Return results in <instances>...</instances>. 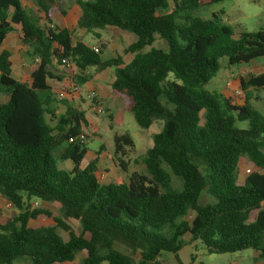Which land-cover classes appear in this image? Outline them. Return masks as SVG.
Wrapping results in <instances>:
<instances>
[{
    "label": "trees",
    "instance_id": "obj_1",
    "mask_svg": "<svg viewBox=\"0 0 264 264\" xmlns=\"http://www.w3.org/2000/svg\"><path fill=\"white\" fill-rule=\"evenodd\" d=\"M62 1L33 0L44 16L41 25L21 0H0V94L7 97L0 103V194L20 211L0 221V264H70L78 255L77 264H150L161 253L182 264L177 253L186 234L209 254L252 249L264 260V113L250 104L251 91L264 89V73L241 74L243 94L237 98L205 89L219 59L232 66L263 58L264 31L235 37L216 14L207 20L191 15L224 0H65L80 11L77 29L97 38L96 31L108 28L136 37L124 49L134 54L129 63L120 57L102 61L104 46L93 52L55 21L70 8L64 3L59 9ZM10 33L38 59L27 82L13 77L12 54L1 48ZM156 37L165 49L151 47ZM145 47L150 50L142 53ZM65 58L80 92L88 68H113L110 88L124 112L141 129L162 122L139 160L144 171L130 172L124 161L134 147L127 133L114 135L112 157L125 178L103 184L94 162L81 168L83 112L63 98L58 101L66 102L65 110L58 115L49 86ZM241 122L245 129L238 128ZM56 149L60 160L72 164L70 171L57 166L51 154ZM242 166L249 172L240 182ZM203 193L207 202L200 203ZM32 199L59 204L81 232L47 211L29 210L24 200ZM189 209L195 215L187 223L182 218ZM41 215L52 217L53 224L31 226ZM115 243L139 253V260L114 249Z\"/></svg>",
    "mask_w": 264,
    "mask_h": 264
},
{
    "label": "rangeland",
    "instance_id": "obj_2",
    "mask_svg": "<svg viewBox=\"0 0 264 264\" xmlns=\"http://www.w3.org/2000/svg\"><path fill=\"white\" fill-rule=\"evenodd\" d=\"M23 3L26 6V11L30 16L36 18L40 24H44V20L36 12V5L33 0H23ZM70 7L74 5L72 2ZM159 14V13H158ZM161 14V13H160ZM159 14V15H160ZM212 14H216L218 20L222 24L227 25L233 32V35L236 37L239 32H257L264 31V0H224L221 2L213 3L208 6H204L197 11L193 12L192 17H199L201 19H211ZM69 28L72 29L73 40L80 41L85 44H94L97 42L96 37L92 33H87L86 31H81L77 27L71 25ZM100 34L101 38L107 43L111 44L113 41L123 42V45H126L129 40L133 37L130 33H119L114 29L108 28L103 31H96ZM16 37L15 35H10L6 41L3 43L4 47L13 52V63L19 62L20 59L17 56H22L24 53L17 52L16 47ZM151 47L165 49V43L159 39L155 38ZM150 50V47H145L142 50V53H147ZM16 55V56H15ZM25 60H29L27 56H24ZM115 58L111 48L106 47L102 50L100 54V59L102 61ZM20 63V62H19ZM219 69L215 77H213L209 83L205 86V89L209 92H218L222 93L228 82L237 81V78L243 73H251L253 75H258L264 73V57L256 59L253 63L248 65H228L226 58H221L218 61ZM109 71L110 77H114V69L110 68ZM13 73H15L13 69ZM172 76L169 75L168 80H172ZM235 81V85L238 86V81ZM97 83H101L98 80ZM61 93L60 97L66 98L64 92ZM85 96V94H84ZM227 96V95H226ZM59 97V96H58ZM113 98V97H111ZM6 97L0 94V103L5 101ZM264 89L258 91H251L250 104L257 111L264 113ZM235 101L240 104L241 101L235 99ZM79 103L86 102L78 100ZM89 102V101H88ZM82 107L84 124L82 125L86 136L88 137L85 140L86 143V154L81 162V168H84L90 162H94L95 175L99 181L103 184L115 181L119 178L118 170L119 168L116 165L111 163L114 151L113 137L115 134H124L127 133L133 141V149L128 153L127 158L124 161L128 163L129 171L142 172L143 167L139 163L141 157H143L148 149L153 145V136L159 133L162 129L161 121H154V123L148 129L139 128L132 114L124 112L122 117L119 115L120 112V102L118 99L106 98L100 105L103 110L105 108L109 109V112L112 113L114 117V122L109 118L110 113L105 110L104 115L96 114L91 108L92 104H80ZM64 110L63 105H60V110L57 111L58 114L62 113ZM120 116V117H119ZM112 124V125H111ZM238 128L245 129L246 123L241 122L237 124ZM100 149H103L104 156H99L98 152ZM53 158L56 160L57 166L65 171H70L72 164L69 161H62L59 159V150H54L52 153ZM201 171L203 167H200ZM246 167L241 169V175L237 178L238 181L243 180V176H246L245 172ZM120 171V170H119ZM174 188L180 190L181 184L177 178L172 177ZM207 202V195L203 193L200 199V203ZM8 201H6L0 194V221L11 218L17 215L20 211L17 210L14 206L7 207ZM24 204L28 205L29 210L38 209L51 213L52 217L60 218L69 228H71L76 234L81 232V226L78 221L73 219H68L64 217L63 210L59 204L55 202H42L39 200H24ZM194 212L190 209L187 211L186 215L182 218L187 223H190L194 217ZM42 217V218H41ZM52 217H43L42 215L30 222L31 226L36 225H47L53 224ZM44 220V221H43ZM59 235L63 240H67V235L62 229L58 230ZM264 241V236H263ZM184 245L177 253V258L182 264H264V260L259 259L253 261L250 258L254 256L255 251L252 249L244 250L241 252H236L232 254H209L205 250L204 246L200 242H191L190 236L186 234L183 237ZM114 249L117 251L128 255L134 261L139 260V253L132 252L128 247L121 243H115ZM81 255L77 256V259L74 263L77 264L81 259ZM15 264H27L26 260H21ZM150 264H176L174 255L171 253H161L155 261Z\"/></svg>",
    "mask_w": 264,
    "mask_h": 264
},
{
    "label": "crops",
    "instance_id": "obj_3",
    "mask_svg": "<svg viewBox=\"0 0 264 264\" xmlns=\"http://www.w3.org/2000/svg\"><path fill=\"white\" fill-rule=\"evenodd\" d=\"M68 2V1H67ZM65 0L62 1L61 5L59 6V9L61 10H64V3H67ZM21 4H22V7L24 8V10L26 11V6L25 4L23 3V0H21ZM38 11V15L41 16L42 18L44 17L43 16V13L40 12L36 6V12ZM27 12V11H26ZM28 13V12H27ZM80 16V11L78 9L77 6L73 5L69 8V10H66L65 11V15L63 16H59V15H56L55 17V21L56 22H60L64 27H66L67 29H69L70 31H72L71 28H69L71 25L76 27V21L78 19V17ZM44 20V19H43ZM222 23V22H221ZM40 24V22H39ZM43 23H41L42 25ZM112 29V28H111ZM83 31V30H81ZM116 31V30H115ZM15 35L16 37V40H17V43H16V47H17V52H22L24 53L22 56H17L19 57L20 59V63L19 62H16V63H13V60H12V57H13V52L7 48L4 47V45L2 44L1 48L3 49H6L8 50L12 56H11V62H12V75L13 77L19 81V82H27L28 79H29V73L32 71V69L36 66V64L38 62H36L35 60L36 59H32L30 58L28 55H27V49L26 48H23L22 44L20 43L19 39L17 38L16 36V33H10L7 38L10 36V35ZM73 34V33H72ZM73 37V35H72ZM6 38V39H7ZM5 39V41H6ZM97 42L94 43V44H85L87 45L88 47L90 48H99L101 46H104L101 50H103L104 48L106 47H109L111 48L113 54H115V58L116 57H120L123 64H127L131 61V59L133 58L134 54H131V53H125L124 52V49L126 47H128L130 44L134 43L135 40H136V37L133 35V37L127 42L126 45H123V42L122 41H119V43L117 41H113L111 44L107 43L106 41H104L100 34H99V38H97ZM4 41V42H5ZM3 42V43H4ZM83 43V42H82ZM16 56V55H15ZM24 56H27L28 57V61L25 60ZM253 63V62H251ZM250 64V63H249ZM13 69L15 71V73H13ZM59 70L58 71H52V76H53V79L51 81H49V86L52 88V93H53V96L52 98L56 101L58 100H61V93H59V91L62 90V92H64V87L66 86V84L68 82H70L72 79L75 83V80H74V73L72 72L73 74V77H71V74L69 72H67L64 68L62 67H59L58 68ZM110 71L109 69H106V70H100L98 68H88L86 71H85V76L88 77L87 79V82L83 85L82 87V91L78 94V95H74V96H69V95H65L66 96V100H68L69 102H67V104L71 105L72 107H75L77 108L78 110L82 111V107L84 105H81L79 106L80 104H101V102H103L106 98H110V99H118L115 95L112 94L111 92V88H110V84L112 83V81L114 80V77H110ZM248 73V72H246ZM99 81L101 83H97L96 81ZM236 81V80H235ZM237 81L239 83V77L237 78ZM236 81V82H237ZM89 92H93L95 94V99L93 100H89L86 96ZM65 94V92H64ZM85 94V96H84ZM222 94L224 95V93L222 92ZM59 96V97H58ZM6 97V96H5ZM113 97V98H111ZM7 99V97H6ZM5 99V101H6ZM63 99V98H62ZM78 100H81V101H86L84 103H79ZM4 101V102H5ZM89 101V102H88ZM120 102V112H119V115L122 117V114L124 113V110H123V104L121 103V101L119 100ZM236 104H238L236 101H235ZM65 104L66 102H63V101H58V104H57V111L60 110V105H63L64 107V110H65ZM93 110V106L91 108ZM64 110L62 111V113L64 112ZM106 111L109 112V109L108 108H105ZM56 111V112H57ZM62 113H59V114H62ZM58 114V112H57ZM58 114V115H59ZM110 116H111V119H112V123L114 122V117L112 115V113H110ZM119 116V117H120ZM82 132L86 135V133L84 132L83 130V127H82ZM87 137V136H86ZM88 138V137H87ZM103 151V150H102ZM100 152L99 153V156H104V153L103 152ZM111 163L113 164L114 166V161H113V158L111 160ZM243 167H246V170H248V167L247 166H242L239 171H238V178L239 176L241 175V169ZM245 170V171H246ZM118 176L119 177H123L125 178V174L121 171L118 170ZM243 179L245 178V176L242 177ZM113 182V181H112ZM241 182V181H240ZM110 183V182H109ZM251 260L253 261H257L259 260V255L258 253L255 251V254L253 257L250 258Z\"/></svg>",
    "mask_w": 264,
    "mask_h": 264
},
{
    "label": "built area",
    "instance_id": "obj_4",
    "mask_svg": "<svg viewBox=\"0 0 264 264\" xmlns=\"http://www.w3.org/2000/svg\"><path fill=\"white\" fill-rule=\"evenodd\" d=\"M91 50H93V52H95V53L98 52V48H96V47L91 48ZM35 61L38 62V59H36ZM61 65L63 66V68L67 72H69L71 74V77H73V74H72L73 64L71 63V61L69 59L65 58V59L61 60ZM64 92H65V95L74 96V95H78L80 93V90H79V87L74 83V81L72 79L64 87ZM223 93L225 96L227 95L226 97L237 98L243 94V90L241 89L240 85L236 86L235 81H233V82H228L226 84ZM86 97L89 100H93V99H95V94L93 92H89ZM93 111L98 115H104L105 114V110H103V108L98 104L93 105ZM85 136L86 135L84 133H83V135H80L78 137L79 142L85 143V140H86ZM68 142L72 143L73 139H69ZM245 172L248 174L249 171L246 170ZM7 207H11V205L8 203Z\"/></svg>",
    "mask_w": 264,
    "mask_h": 264
}]
</instances>
